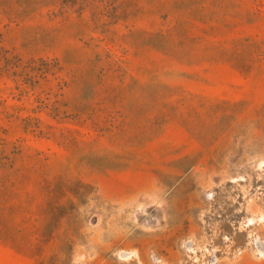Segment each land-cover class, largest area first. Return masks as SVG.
Returning <instances> with one entry per match:
<instances>
[{
    "label": "rangeland",
    "instance_id": "374dc122",
    "mask_svg": "<svg viewBox=\"0 0 264 264\" xmlns=\"http://www.w3.org/2000/svg\"><path fill=\"white\" fill-rule=\"evenodd\" d=\"M0 264H264V0H0Z\"/></svg>",
    "mask_w": 264,
    "mask_h": 264
}]
</instances>
